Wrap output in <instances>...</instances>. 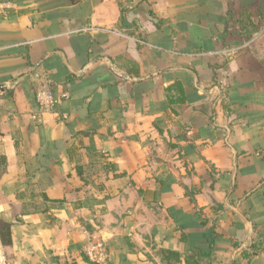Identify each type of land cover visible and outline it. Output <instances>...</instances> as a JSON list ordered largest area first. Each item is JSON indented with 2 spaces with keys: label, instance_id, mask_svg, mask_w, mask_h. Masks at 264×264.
Returning <instances> with one entry per match:
<instances>
[{
  "label": "crops",
  "instance_id": "crops-1",
  "mask_svg": "<svg viewBox=\"0 0 264 264\" xmlns=\"http://www.w3.org/2000/svg\"><path fill=\"white\" fill-rule=\"evenodd\" d=\"M259 9L0 0V264H91L98 243L108 264H186L212 239L201 264H264V25L221 33Z\"/></svg>",
  "mask_w": 264,
  "mask_h": 264
},
{
  "label": "trees",
  "instance_id": "trees-1",
  "mask_svg": "<svg viewBox=\"0 0 264 264\" xmlns=\"http://www.w3.org/2000/svg\"><path fill=\"white\" fill-rule=\"evenodd\" d=\"M73 3H78L81 0H71ZM229 19L226 22L225 29L221 32L222 35H226L228 33V27L230 26L231 21L235 22V25L239 27L240 33H242L244 36L249 38V33L257 30L261 27H263L264 22H262L261 19L254 20V15L249 12L248 10H243L238 17L236 18L235 14L232 12V10L228 11ZM260 15V14H259ZM125 69L128 74L139 76L140 70L139 65L133 61H128L127 65H125ZM215 77V76H214ZM76 78L75 75L69 74L67 77V83H70L72 80ZM172 88H178L180 92H182V85L180 81H175V83L168 87L167 90H170ZM83 133H89V131H84ZM5 157L1 156L0 163L4 164ZM80 173V167L77 168ZM0 237L2 244L5 246H11L14 243L13 239V232H12V224L6 221H3L0 219ZM214 239L210 240L209 242V250L207 252H204L200 248H194L191 251L185 253L184 259L186 264H201V261L203 259H210L212 260L213 254H214ZM163 257L172 260L174 263L179 262L181 260L182 254L179 252H176L174 250L166 249L162 250ZM87 261H89L91 264H95V262L91 261L89 258H85Z\"/></svg>",
  "mask_w": 264,
  "mask_h": 264
},
{
  "label": "built area",
  "instance_id": "built-area-1",
  "mask_svg": "<svg viewBox=\"0 0 264 264\" xmlns=\"http://www.w3.org/2000/svg\"><path fill=\"white\" fill-rule=\"evenodd\" d=\"M36 100L40 112L48 111L52 109L56 100L52 91L48 88L40 89L36 94ZM2 251V243L0 240V254ZM88 256L91 261L97 264H108L105 249L101 243L94 245L90 250H88Z\"/></svg>",
  "mask_w": 264,
  "mask_h": 264
},
{
  "label": "rangeland",
  "instance_id": "rangeland-1",
  "mask_svg": "<svg viewBox=\"0 0 264 264\" xmlns=\"http://www.w3.org/2000/svg\"><path fill=\"white\" fill-rule=\"evenodd\" d=\"M261 11V12H260ZM259 13H261L260 15H258V20L259 19H263L264 13H262V9H259Z\"/></svg>",
  "mask_w": 264,
  "mask_h": 264
},
{
  "label": "water",
  "instance_id": "water-1",
  "mask_svg": "<svg viewBox=\"0 0 264 264\" xmlns=\"http://www.w3.org/2000/svg\"><path fill=\"white\" fill-rule=\"evenodd\" d=\"M152 75H154V74H152ZM64 132H65V130H64Z\"/></svg>",
  "mask_w": 264,
  "mask_h": 264
}]
</instances>
